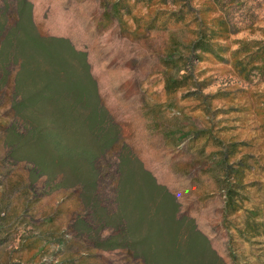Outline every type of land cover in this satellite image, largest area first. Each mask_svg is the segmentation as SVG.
Instances as JSON below:
<instances>
[{
    "label": "rangeland",
    "instance_id": "obj_1",
    "mask_svg": "<svg viewBox=\"0 0 264 264\" xmlns=\"http://www.w3.org/2000/svg\"><path fill=\"white\" fill-rule=\"evenodd\" d=\"M27 1L36 35L64 39L83 54L100 103L120 129L101 160L103 205L113 207L118 155L177 190L184 173L200 174L217 182V192L201 201L186 195L180 214L198 222L225 264H264V0ZM17 3L0 0V46L18 19ZM13 48L0 63V264H143L123 249L94 248L93 238L73 231L88 209L80 187L58 188L61 176L33 169L46 142L25 135L16 148L7 145L12 130L24 135L27 128L12 108L21 97L15 76L23 53L16 51L25 41ZM61 59L52 57L55 70ZM52 85L34 86L25 101L44 106L55 99ZM34 113L39 122L61 121L59 109ZM229 187L226 214L221 196Z\"/></svg>",
    "mask_w": 264,
    "mask_h": 264
},
{
    "label": "trees",
    "instance_id": "obj_2",
    "mask_svg": "<svg viewBox=\"0 0 264 264\" xmlns=\"http://www.w3.org/2000/svg\"><path fill=\"white\" fill-rule=\"evenodd\" d=\"M17 16L0 46V63L8 60L19 38L25 41L26 48L16 51L23 53L21 69L15 76L16 95L21 97H15L12 108L27 128L24 135L12 130L7 145L11 150L16 148L17 139L25 135L48 144L46 152L37 158L38 168L33 169L49 179L61 176L58 188L80 187L88 215L73 222V231L93 238L94 248H122L144 264H225L193 220L178 215L179 204L174 197L154 181L138 160L117 156L113 207L103 205L98 193L101 160L117 143L120 129L100 103L83 54L64 39L36 35L27 0H18ZM3 17L1 14L0 35L5 29ZM54 55L62 58L56 70L51 61ZM72 57L80 61V69L75 68ZM67 81L72 83L68 91L64 89ZM42 82L53 84L47 90L55 99L47 100L44 106L25 101L33 87ZM42 108L48 113L61 110L59 124L51 119L39 122L34 112ZM11 157L22 160L19 154ZM231 204L225 201L226 214ZM107 228L110 235L101 237Z\"/></svg>",
    "mask_w": 264,
    "mask_h": 264
},
{
    "label": "crops",
    "instance_id": "obj_3",
    "mask_svg": "<svg viewBox=\"0 0 264 264\" xmlns=\"http://www.w3.org/2000/svg\"><path fill=\"white\" fill-rule=\"evenodd\" d=\"M142 167L144 170H146L151 175V177L154 179V181L158 185H161L168 190V192L174 197L175 201L178 204H179V202L185 200L186 195L190 196V200H193V201H199L200 200L201 201L204 197H208V196L214 194L215 192H217V189H218V184L215 180H212L209 178L203 179V176L200 174H194L191 172H187V173H184V176L186 178L185 184L183 185V187H181L180 189L177 190V189H175L174 184L171 185L166 180H159L158 181L156 179V175L151 173L147 167H145L143 165H142ZM184 169H185V167H184ZM223 192H226L227 196H225V193H224V195H222L221 197L222 198L225 197L226 201L229 200L232 203L233 202L232 197L234 195L233 189H231L230 187L225 188V189L222 188V193ZM180 195H183V197H181ZM228 207H229V205H228ZM224 208H225V206H224ZM247 213H248L247 221H250V219H251L249 216L250 212L248 211ZM178 215H180V212L178 213ZM182 215H184V214H182ZM189 218H191L193 220L197 229L205 235V232H203L200 229V227L198 228V226H197L198 222H196V220H194L192 217H189ZM132 219H133V217H131L129 219L130 223L132 222ZM248 225H250V224H248ZM72 226H73V223H72ZM115 249H122V248H115Z\"/></svg>",
    "mask_w": 264,
    "mask_h": 264
}]
</instances>
